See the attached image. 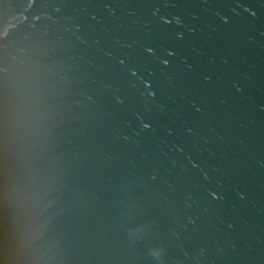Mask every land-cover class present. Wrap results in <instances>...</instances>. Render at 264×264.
I'll list each match as a JSON object with an SVG mask.
<instances>
[{
	"label": "water",
	"instance_id": "water-1",
	"mask_svg": "<svg viewBox=\"0 0 264 264\" xmlns=\"http://www.w3.org/2000/svg\"><path fill=\"white\" fill-rule=\"evenodd\" d=\"M0 264H264V0H0Z\"/></svg>",
	"mask_w": 264,
	"mask_h": 264
}]
</instances>
